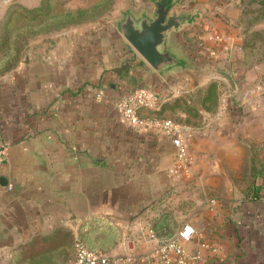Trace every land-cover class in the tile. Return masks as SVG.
<instances>
[{
	"label": "crops",
	"instance_id": "crops-1",
	"mask_svg": "<svg viewBox=\"0 0 264 264\" xmlns=\"http://www.w3.org/2000/svg\"><path fill=\"white\" fill-rule=\"evenodd\" d=\"M172 1V11L188 15L167 36L182 58L174 67L157 72L117 32L96 53L93 38L78 33L72 43L69 28L46 34L47 44L0 78V142L8 145L0 162V264L60 263L63 257L46 249L65 233L79 238L80 225L94 216L119 232L106 253H123L165 208L213 241L203 264H264V199L253 206L242 200L246 151L264 153V97L249 72L235 80L240 8L237 1L235 8L215 4L216 17L205 7L204 47L194 58L179 32L190 15L173 10ZM115 75L120 82L110 81ZM218 78L226 92L216 107L190 115L179 105ZM139 87L159 92L158 112L191 128L187 171L178 168L166 134L121 120L117 100ZM185 194L191 207L181 213L177 198Z\"/></svg>",
	"mask_w": 264,
	"mask_h": 264
},
{
	"label": "rangeland",
	"instance_id": "rangeland-1",
	"mask_svg": "<svg viewBox=\"0 0 264 264\" xmlns=\"http://www.w3.org/2000/svg\"><path fill=\"white\" fill-rule=\"evenodd\" d=\"M222 2L230 4L234 8L237 5V9L240 8V11L241 7L244 6L245 18L247 19L245 21L251 23L250 30L259 29L264 34V18L258 22L255 20L250 21V18L256 12L254 5H244V3L241 6L240 0H176L173 10L190 15L189 21L179 31L184 33V38L187 40L184 47H186L188 52L192 49V46L204 47L202 31L206 23L205 20L209 15L208 13H210L208 12L207 16H205L204 11L208 10L205 7L210 6L214 12V10H219L215 8V4L218 5ZM153 7L154 0H7L0 7V78L12 70L21 60L27 61L32 48L47 44L50 39L45 36L49 32L70 28L72 31L71 35L72 37L74 36L72 43H78V33H86V35L93 38L90 43L96 45L94 47L96 53H101L105 49L104 46L110 43L109 36L112 33L115 35L117 32L120 41L124 40L127 45L129 44L128 41L119 31V22L124 18L125 12L133 11L137 16L141 13L151 14ZM66 12L70 13L66 14ZM213 15L216 16L215 12ZM238 23L240 24L238 32L243 39V36L248 35L250 31L244 35L240 19ZM92 31H95V35L92 34ZM218 37L222 38L221 35H218ZM98 43L102 46L101 49L97 46ZM103 58L108 60L106 55ZM243 60L242 54L239 62L241 73H237L238 76L234 79L236 81L242 80L245 78L246 72H249V78L251 80L255 79L256 82L260 83L259 91L264 97V49L261 52H248L246 60ZM9 67L12 68L4 71V69ZM218 80L219 82L216 81L217 85L213 92L207 90V86L201 87L192 96L187 95L190 97L188 98L190 99L189 101L182 96L179 105L187 110L190 115H196V108H213L214 106L211 105L214 102V96L216 95L218 99L222 93L226 92L224 81L221 78H218ZM228 80L232 81L229 75ZM110 81L120 82V77L115 75V79ZM231 93L235 94L236 91L231 90ZM207 94L208 99L204 100ZM192 97L193 99H191ZM261 152V150H258L260 157L264 155V153L261 155ZM246 154H248V151H246ZM245 159L248 160L244 157V161H246ZM238 172L239 176H241L243 171L240 170ZM243 179H246V176ZM188 188L191 187L189 186ZM193 188L196 187L194 186ZM191 201L188 194L179 197V199L177 198V204L182 209L181 213L188 212L191 207ZM206 251L208 250L203 251L204 256Z\"/></svg>",
	"mask_w": 264,
	"mask_h": 264
},
{
	"label": "built area",
	"instance_id": "built-area-1",
	"mask_svg": "<svg viewBox=\"0 0 264 264\" xmlns=\"http://www.w3.org/2000/svg\"><path fill=\"white\" fill-rule=\"evenodd\" d=\"M160 104L159 92L139 87L123 94L116 106L121 120L126 124L138 128H154L166 134L174 145L178 168L187 171L190 159L188 145L193 132L188 125L159 113ZM7 147L5 142H0V162L6 157ZM191 243L196 246L195 252L189 249ZM140 245H143L141 249ZM213 246V241L202 238L190 221H184L167 238L159 237L151 226L141 228L128 249L119 254L94 250L76 241L74 256L67 264H203V251Z\"/></svg>",
	"mask_w": 264,
	"mask_h": 264
},
{
	"label": "trees",
	"instance_id": "trees-1",
	"mask_svg": "<svg viewBox=\"0 0 264 264\" xmlns=\"http://www.w3.org/2000/svg\"><path fill=\"white\" fill-rule=\"evenodd\" d=\"M240 2L241 6L244 3V5L255 6L256 12L250 18V21L255 20L258 22L264 18V0H240ZM69 13L70 12H66V14ZM245 19V8L242 6L240 11L242 32L245 35L246 32L248 33V31H250L248 35L246 34V36H243L240 46L243 54V61L246 60L248 52H261L262 49H264V34H262V30H250L251 23L245 21ZM191 48L192 49L190 52L193 53V57H199V47L192 46ZM200 59L202 58L200 57ZM11 68H6L4 71H7ZM216 85L217 84L215 81H211L207 85L206 89L213 92V90L216 88ZM129 91L130 90L127 92ZM216 97L217 96L215 95L214 102L211 106H216ZM205 99H208V94L204 97V100ZM258 150L259 149L255 146H251L248 150L250 167L246 175V183L242 189V200L246 202L248 206H253L255 202L264 199V164L258 163V160H261V157L258 155ZM151 227L159 237L167 238L172 236L178 230L180 224L178 223L174 212L165 208L161 211L159 216L152 221ZM78 235L79 238H76L73 233H70L69 235L65 233L63 236L61 235L58 239H56V242L54 241V243H52L46 250H55L56 254H60L63 257V260L58 264H66L68 259L71 257L73 258L74 256V247L76 241L84 243L91 249L106 252L116 242L117 238L119 237V232L107 218L103 216H94L89 220L84 221L80 225Z\"/></svg>",
	"mask_w": 264,
	"mask_h": 264
},
{
	"label": "water",
	"instance_id": "water-1",
	"mask_svg": "<svg viewBox=\"0 0 264 264\" xmlns=\"http://www.w3.org/2000/svg\"><path fill=\"white\" fill-rule=\"evenodd\" d=\"M173 5L174 1L154 0L151 14L137 16L126 11L119 22L121 35L157 72L174 67L182 59L167 44V36L170 30L181 27L188 15L172 11ZM189 249L195 252V244L191 243Z\"/></svg>",
	"mask_w": 264,
	"mask_h": 264
},
{
	"label": "flooded vegetation",
	"instance_id": "flooded-vegetation-1",
	"mask_svg": "<svg viewBox=\"0 0 264 264\" xmlns=\"http://www.w3.org/2000/svg\"><path fill=\"white\" fill-rule=\"evenodd\" d=\"M170 2L172 1V0H169Z\"/></svg>",
	"mask_w": 264,
	"mask_h": 264
}]
</instances>
